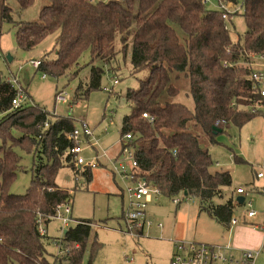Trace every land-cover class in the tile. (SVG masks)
Masks as SVG:
<instances>
[{
	"label": "trees",
	"instance_id": "trees-1",
	"mask_svg": "<svg viewBox=\"0 0 264 264\" xmlns=\"http://www.w3.org/2000/svg\"><path fill=\"white\" fill-rule=\"evenodd\" d=\"M17 1L24 8L32 0ZM48 2L36 22L22 23L0 0V27L12 25L17 48L23 52L52 34L55 58L42 59L37 70L54 78L76 75L80 59L88 54L83 65L86 82L76 87L75 102L100 90L105 68L115 73L117 54L129 51L132 74L148 73L125 95L132 108L122 120L120 138L130 135L126 144L135 161L130 181L144 180L166 198H195L200 213L229 230L239 206L231 176L211 171V156L189 132V125L200 127L214 142L215 135L231 124L239 128L259 116L252 106L262 103L249 76L256 56L264 55V0H244L241 16L246 30L235 40L224 27L221 12L207 9L202 0ZM172 72L188 78L193 111L167 100L176 93ZM24 92L0 76V264H80L85 253L87 264H92L99 245L89 238V221L65 228L59 244L65 253L48 261L45 245L55 238L39 235L36 220L41 218L46 227L56 208L70 203V195L55 178L63 166L80 171L69 153L73 141L68 135L75 127L67 118L51 121L45 111L31 105L13 108L11 101ZM15 148L31 154V180L24 196L9 191L20 168ZM234 161L243 162L237 157ZM82 172L89 179V170ZM222 199L223 204L215 203Z\"/></svg>",
	"mask_w": 264,
	"mask_h": 264
},
{
	"label": "rangeland",
	"instance_id": "rangeland-1",
	"mask_svg": "<svg viewBox=\"0 0 264 264\" xmlns=\"http://www.w3.org/2000/svg\"><path fill=\"white\" fill-rule=\"evenodd\" d=\"M11 8L13 19L18 22H36L40 11L49 4L48 0H32L30 4L21 8L17 0H5ZM97 1V0H94ZM244 0H236L234 5L239 9L238 15H233L228 22L231 40L244 34L246 24L243 14ZM207 9H218L216 0L206 5ZM182 36V34H179ZM119 46V42L117 47ZM56 42L52 34L43 38L32 50L20 51L11 24L0 27V76H16L19 85L25 89L21 96L22 106L31 105L45 111L52 121L57 117L69 119L73 126L81 128L85 124L92 132L93 140L79 137L78 147L82 165L76 166V172L69 166L59 169L55 184L66 190L70 195L69 206L71 215L64 216L72 220L67 227L74 226L79 221L91 222L90 240L98 243L97 253L92 264H169L174 255V242L203 243L207 245H229L235 247L233 231L239 226H248L244 222L254 221L257 217L264 222V99L257 104L261 108L259 116L245 122L241 127L231 124L224 132L215 135L214 142H210L197 125H189V132L198 137L200 147L205 149L213 161L211 171H227L231 176V187H241L245 194V203L251 202V207L244 203L234 210V217L239 226L235 225L225 230L205 213H200L198 203L192 197L166 198L160 194H152L146 203L145 213L151 226L145 225L138 231L136 238L126 232L123 215L129 207L127 189L134 184L125 174L131 171V159L120 156V130L124 116L132 108L125 100L128 89H137L138 81L145 80L148 73L142 71L132 74L129 51L125 55L118 53L116 61L118 68L115 73L105 72L101 78L100 90L91 91L86 98L77 102L74 100L75 89L81 82L85 84L88 74L83 66L88 61L85 54L79 61L80 70L71 78L62 76L54 78L41 70H35L30 61L42 59L53 60ZM7 57L11 58L8 61ZM252 70L264 74V55L256 56L251 65ZM46 75L42 79V75ZM170 79L176 93L169 96V102L183 105L188 111H193L194 104L190 96L189 80L183 74L170 73ZM116 80L117 83H114ZM264 90V82L260 84ZM65 98L64 102L55 100L58 93ZM126 142V141H124ZM14 152L20 157V168L16 171L15 180L9 191L17 196H24L31 180V154L21 148ZM234 157L243 162L234 161ZM88 169L90 176L86 178L82 170ZM262 177L257 178L256 174ZM227 194V193H226ZM227 195L225 196L226 199ZM174 199L179 202L175 204ZM216 201L223 204L224 200ZM250 210L256 212L254 218H247ZM157 224L161 227L158 228ZM237 226V227H236ZM236 227V228H235ZM250 227H254L250 225ZM61 225L57 220L47 224V237L58 238L62 235ZM255 228V227H254ZM253 229V228H252ZM259 235L264 231L255 228ZM243 239L252 240L251 234L245 233ZM90 242V241H89ZM50 243V242H49ZM46 250L50 255H56V248L46 242ZM261 247V246H259ZM259 247L240 248L232 251L233 259L240 257L239 250H258ZM87 253L80 264H87ZM132 261H129V260ZM255 264H264V253H260Z\"/></svg>",
	"mask_w": 264,
	"mask_h": 264
},
{
	"label": "built area",
	"instance_id": "built-area-1",
	"mask_svg": "<svg viewBox=\"0 0 264 264\" xmlns=\"http://www.w3.org/2000/svg\"><path fill=\"white\" fill-rule=\"evenodd\" d=\"M211 0H202V3L207 5L210 3ZM218 10L221 12V17L224 21V27L228 30V22L232 18L233 15L239 12V9L231 2H222L221 0L216 1ZM29 65L33 69H37L40 65L39 61H30ZM46 75H42V79L45 78ZM9 81L12 85L15 86L17 91H21V86L19 85L18 78L16 76L10 75ZM249 79L252 82L254 88L258 89L260 99H264V90L260 88V84L264 82V74L261 72H256L254 70L251 71ZM114 83H117L114 80ZM21 96L19 94L16 96L12 101V107L17 108L20 107L21 104ZM55 100L58 102H64L65 98L62 97L60 94L55 96ZM261 107L257 104L252 106V112L259 111ZM143 117H146L143 114ZM43 127H47V122L43 124ZM86 137L88 140H93L92 132L89 128L82 124L81 128H74L71 133L68 135V138L73 141V146L69 149L70 155L73 157L75 165L80 166L82 165L83 161L80 157V148L78 147V139L79 137ZM130 139V135L126 134L121 137V156H126L131 159V166H135V161L133 159L132 151L127 147V141ZM126 141V142H124ZM129 174H125V178H129ZM257 178H261L262 174L257 173ZM130 179V178H129ZM236 194H243L244 190L242 188L236 189ZM128 198H129V207L126 213L123 215V219L126 225V232L131 237L136 238L138 235V231L145 226H151L152 223L147 220L145 207L146 203H148L151 198L152 194L158 195L159 192L157 189L149 186L144 180H139L134 183L132 188L127 189ZM173 202L178 204V200L174 199ZM245 201H243V204ZM247 207H251V203H245ZM71 214V208L69 205H60L55 210V216L52 217V220H57L60 222L61 228L60 231L62 235L55 240H52L53 246L56 248V256H60L59 254L65 253L60 248L61 238L63 237L65 228L67 225L72 222L71 219L64 217L69 216ZM255 211L250 210L246 213L247 218H252L255 216ZM38 226V233L41 236L47 235V226L45 227L42 219L38 218L36 220ZM238 224V220L233 217L230 220V227H233ZM92 226V225H91ZM157 227L160 228L161 226L157 224ZM256 227V226H254ZM259 229H264V224L258 226ZM175 252L173 257L171 258L169 264H255V259L260 253H264V243H262L261 247L258 250H239L240 257L238 260L233 259L232 251L235 248L225 245V246H218V245H207L203 243H189L185 241H176L174 242ZM129 261H132L131 259Z\"/></svg>",
	"mask_w": 264,
	"mask_h": 264
},
{
	"label": "crops",
	"instance_id": "crops-1",
	"mask_svg": "<svg viewBox=\"0 0 264 264\" xmlns=\"http://www.w3.org/2000/svg\"><path fill=\"white\" fill-rule=\"evenodd\" d=\"M238 188H241V187H235V188H232V190L234 189V191H236V189H238ZM244 194H245V191L241 195H239V194L236 195L233 192V197L235 198L237 196H243ZM244 201H245V199H244ZM248 202H250V201H248ZM255 216H256V214H255ZM254 217H252V218H254ZM260 221L261 220L256 217L254 221H251L249 223L248 222L242 223V224H247L248 225L247 227L246 226H243V225L242 226L237 225L239 227L236 226L237 228L235 227L236 229L233 231V233H234L233 235H234L235 242H236L237 245L235 247H233V248H236L237 247V249H240V248H250V249H254V248H257V247L261 246L262 243H264V233H262V235H259L257 233L258 231H256V229H255V228H258V226L264 224V222H260ZM250 225L256 226V227L255 228L254 227H250ZM91 229H92V227H91ZM262 231H264V229H262ZM246 232H248L249 234H251V236L253 238L252 240H245V239H243V237H244V235H245Z\"/></svg>",
	"mask_w": 264,
	"mask_h": 264
},
{
	"label": "water",
	"instance_id": "water-1",
	"mask_svg": "<svg viewBox=\"0 0 264 264\" xmlns=\"http://www.w3.org/2000/svg\"><path fill=\"white\" fill-rule=\"evenodd\" d=\"M8 61H11V58L10 57H7ZM184 195L186 196V194L184 193ZM243 201H244V198L242 196H237L235 197V202L238 204V205H242L243 204ZM66 231H64L65 233Z\"/></svg>",
	"mask_w": 264,
	"mask_h": 264
}]
</instances>
